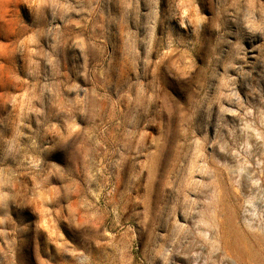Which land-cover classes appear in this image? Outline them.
<instances>
[{"label":"rangeland","instance_id":"obj_1","mask_svg":"<svg viewBox=\"0 0 264 264\" xmlns=\"http://www.w3.org/2000/svg\"><path fill=\"white\" fill-rule=\"evenodd\" d=\"M0 264H264V0H0Z\"/></svg>","mask_w":264,"mask_h":264}]
</instances>
